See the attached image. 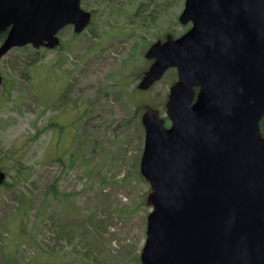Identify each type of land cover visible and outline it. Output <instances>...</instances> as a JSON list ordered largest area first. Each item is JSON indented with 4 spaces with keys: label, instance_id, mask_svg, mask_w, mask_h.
<instances>
[{
    "label": "rangeland",
    "instance_id": "rangeland-1",
    "mask_svg": "<svg viewBox=\"0 0 264 264\" xmlns=\"http://www.w3.org/2000/svg\"><path fill=\"white\" fill-rule=\"evenodd\" d=\"M151 1L164 4L81 0L93 14L81 32L66 26L60 47L0 58V264H141L152 209L139 170L141 115L167 118L175 69L138 84L147 49L180 29L184 4L158 7L152 25L132 16Z\"/></svg>",
    "mask_w": 264,
    "mask_h": 264
},
{
    "label": "water",
    "instance_id": "water-1",
    "mask_svg": "<svg viewBox=\"0 0 264 264\" xmlns=\"http://www.w3.org/2000/svg\"><path fill=\"white\" fill-rule=\"evenodd\" d=\"M90 21L80 0H0V58L55 48L63 27L78 33ZM178 22L191 26L149 46L138 84L177 70L170 125L156 109L141 115L139 170L152 209L140 262L264 264V0H184Z\"/></svg>",
    "mask_w": 264,
    "mask_h": 264
},
{
    "label": "trees",
    "instance_id": "trees-1",
    "mask_svg": "<svg viewBox=\"0 0 264 264\" xmlns=\"http://www.w3.org/2000/svg\"><path fill=\"white\" fill-rule=\"evenodd\" d=\"M112 1V0H111ZM116 1H119V0H115V2ZM121 1H123L122 3L123 4H118L119 6H121V7H123V5L124 4H129V3H131V0H129V2H128V0H121ZM158 1H162V0H158ZM164 1V4H162V6L161 5H158V3L156 4V3H154L153 1H151L152 2V4L151 5H149V3H140L137 7H136V9H134V11H133V13H132V16H133V14L134 15H136V17H138V18H140L141 20L146 16H149V17H152V19H149L148 18V20L150 21L151 20V25L153 24L152 22L154 21V17L155 18H157V16H159V10L157 9L158 7H167V8H170L168 5L169 4H179V7H181V0H163ZM124 2H127V3H124ZM172 2V3H171ZM150 8H149V7ZM121 7H118V8H121ZM175 20V19H174ZM174 20H172V21H174ZM133 21V20H132ZM175 24H178L177 23V21L175 20ZM188 28V25H184V26H180V29L178 30V31H176V33L173 31V33H175V34H173V36H177V35H180L182 32H184L186 29ZM172 31V30H171ZM168 32H170L169 30H168ZM4 36H5V33H2V34H0V41L4 38ZM26 47H29V46H24L23 48H26ZM23 48H20V49H23ZM34 50V49H33ZM36 53L38 52V50H34ZM17 57H19V58H21L19 55L17 56ZM23 59V58H22ZM14 60V62H15V59H13ZM18 60V59H17ZM16 60V61H17ZM33 60H35V57H34V59H31V61H28V62H30V64H33L34 63V61ZM25 61V60H24ZM18 62V61H17ZM172 73V75H174L175 76V72H171ZM164 120H165V125H168V119L166 118V117H164ZM259 128H260V131H261V134L264 136V115H263V117L261 118V120H260V122H259ZM6 184V182L4 183V185ZM136 261H137V259H136ZM138 262V261H137ZM4 264H8V262H5Z\"/></svg>",
    "mask_w": 264,
    "mask_h": 264
},
{
    "label": "flooded vegetation",
    "instance_id": "flooded-vegetation-1",
    "mask_svg": "<svg viewBox=\"0 0 264 264\" xmlns=\"http://www.w3.org/2000/svg\"><path fill=\"white\" fill-rule=\"evenodd\" d=\"M42 48H44V47H42Z\"/></svg>",
    "mask_w": 264,
    "mask_h": 264
}]
</instances>
